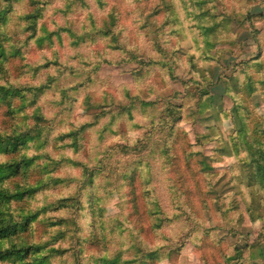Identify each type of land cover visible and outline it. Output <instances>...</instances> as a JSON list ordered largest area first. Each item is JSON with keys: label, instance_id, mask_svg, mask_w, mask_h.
Instances as JSON below:
<instances>
[{"label": "rangeland", "instance_id": "374dc122", "mask_svg": "<svg viewBox=\"0 0 264 264\" xmlns=\"http://www.w3.org/2000/svg\"><path fill=\"white\" fill-rule=\"evenodd\" d=\"M262 149L264 0H0V264H264Z\"/></svg>", "mask_w": 264, "mask_h": 264}, {"label": "trees", "instance_id": "16d2710c", "mask_svg": "<svg viewBox=\"0 0 264 264\" xmlns=\"http://www.w3.org/2000/svg\"><path fill=\"white\" fill-rule=\"evenodd\" d=\"M39 88H40V87H39ZM262 153H264V150H263V149L261 150V154H262Z\"/></svg>", "mask_w": 264, "mask_h": 264}, {"label": "clouds", "instance_id": "9594fccd", "mask_svg": "<svg viewBox=\"0 0 264 264\" xmlns=\"http://www.w3.org/2000/svg\"><path fill=\"white\" fill-rule=\"evenodd\" d=\"M44 239H47V237H44Z\"/></svg>", "mask_w": 264, "mask_h": 264}]
</instances>
